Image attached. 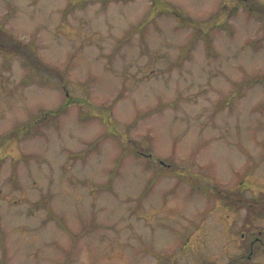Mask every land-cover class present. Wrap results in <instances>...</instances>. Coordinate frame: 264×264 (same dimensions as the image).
Here are the masks:
<instances>
[{
    "label": "rangeland",
    "instance_id": "374dc122",
    "mask_svg": "<svg viewBox=\"0 0 264 264\" xmlns=\"http://www.w3.org/2000/svg\"><path fill=\"white\" fill-rule=\"evenodd\" d=\"M255 203L264 0H0V264H264Z\"/></svg>",
    "mask_w": 264,
    "mask_h": 264
},
{
    "label": "flooded vegetation",
    "instance_id": "af4514ba",
    "mask_svg": "<svg viewBox=\"0 0 264 264\" xmlns=\"http://www.w3.org/2000/svg\"><path fill=\"white\" fill-rule=\"evenodd\" d=\"M251 222V219H249ZM250 224L247 225L246 232H241V237H247V253L241 257V259L246 260L247 263H250L254 256H263L264 257V229L253 231L250 229Z\"/></svg>",
    "mask_w": 264,
    "mask_h": 264
},
{
    "label": "trees",
    "instance_id": "16d2710c",
    "mask_svg": "<svg viewBox=\"0 0 264 264\" xmlns=\"http://www.w3.org/2000/svg\"><path fill=\"white\" fill-rule=\"evenodd\" d=\"M260 204H261V205H260ZM260 204H256V203H255V204H252V207H253V208L251 207V204H247V209H248V210L253 209L252 213H256V212H257L256 214H258V215H261V214H262V215H263V213H264V204H263V203H260ZM244 206H245V205H244ZM259 211H261V212H263V213H260ZM250 212H251V211H250ZM250 212H249V213H250ZM249 213H248V214H249ZM256 214H255V215H256Z\"/></svg>",
    "mask_w": 264,
    "mask_h": 264
}]
</instances>
